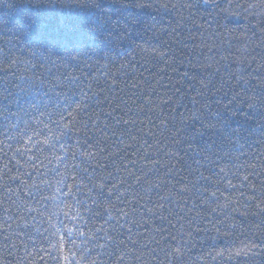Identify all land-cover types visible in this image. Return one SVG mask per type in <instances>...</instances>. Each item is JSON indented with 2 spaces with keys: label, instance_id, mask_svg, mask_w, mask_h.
Masks as SVG:
<instances>
[{
  "label": "trees",
  "instance_id": "16d2710c",
  "mask_svg": "<svg viewBox=\"0 0 264 264\" xmlns=\"http://www.w3.org/2000/svg\"><path fill=\"white\" fill-rule=\"evenodd\" d=\"M65 256L264 264V0H0V264Z\"/></svg>",
  "mask_w": 264,
  "mask_h": 264
},
{
  "label": "snow or ice",
  "instance_id": "6c2138e0",
  "mask_svg": "<svg viewBox=\"0 0 264 264\" xmlns=\"http://www.w3.org/2000/svg\"><path fill=\"white\" fill-rule=\"evenodd\" d=\"M141 6H144L143 3H140ZM41 83H43V81H41ZM21 91H26V89H21ZM47 94V92H46ZM32 107H36L35 103L33 102ZM61 115H63V113H61ZM67 126V125H65ZM247 179V178H245ZM100 187H103V185H100ZM213 196H215V193H213ZM69 215V214H66ZM73 231H75L74 228H66L63 231V236L64 237H68L69 242H72V237L71 234L73 233ZM64 243L63 238L61 237L60 232H57V242L53 245V248L56 249L57 251L60 249V245ZM90 251V250H89ZM65 260V264H77L76 261V256H65L64 257ZM87 260L86 256H82L81 257V264H84V262ZM92 264H94V262H92Z\"/></svg>",
  "mask_w": 264,
  "mask_h": 264
}]
</instances>
